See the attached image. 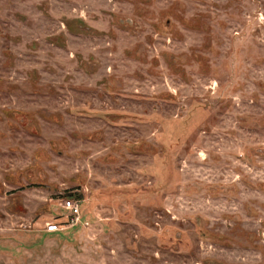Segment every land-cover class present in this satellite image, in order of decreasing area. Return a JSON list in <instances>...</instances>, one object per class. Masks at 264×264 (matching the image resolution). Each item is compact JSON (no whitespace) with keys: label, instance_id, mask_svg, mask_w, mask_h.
I'll use <instances>...</instances> for the list:
<instances>
[{"label":"rangeland","instance_id":"374dc122","mask_svg":"<svg viewBox=\"0 0 264 264\" xmlns=\"http://www.w3.org/2000/svg\"><path fill=\"white\" fill-rule=\"evenodd\" d=\"M0 264H264V0H0Z\"/></svg>","mask_w":264,"mask_h":264},{"label":"built area","instance_id":"2783aa9c","mask_svg":"<svg viewBox=\"0 0 264 264\" xmlns=\"http://www.w3.org/2000/svg\"><path fill=\"white\" fill-rule=\"evenodd\" d=\"M64 209L67 212L66 221L58 222V221H50L46 224V230L48 232H58L66 227H72L78 223L82 222V202L80 200L66 198L63 204Z\"/></svg>","mask_w":264,"mask_h":264},{"label":"trees","instance_id":"16d2710c","mask_svg":"<svg viewBox=\"0 0 264 264\" xmlns=\"http://www.w3.org/2000/svg\"><path fill=\"white\" fill-rule=\"evenodd\" d=\"M82 211H83V216L82 217H84L86 215V212H84V208H82ZM50 233H52V232H50Z\"/></svg>","mask_w":264,"mask_h":264}]
</instances>
